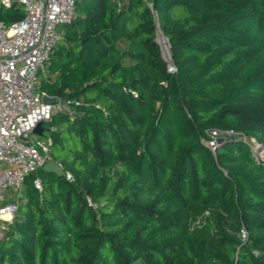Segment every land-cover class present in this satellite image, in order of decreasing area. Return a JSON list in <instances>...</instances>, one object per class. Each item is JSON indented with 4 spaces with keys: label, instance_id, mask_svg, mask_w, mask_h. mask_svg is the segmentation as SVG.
<instances>
[{
    "label": "trees",
    "instance_id": "trees-1",
    "mask_svg": "<svg viewBox=\"0 0 264 264\" xmlns=\"http://www.w3.org/2000/svg\"><path fill=\"white\" fill-rule=\"evenodd\" d=\"M63 29L41 89L71 102L48 136L73 180L26 178L0 264H264V163L205 144L264 148V0H79Z\"/></svg>",
    "mask_w": 264,
    "mask_h": 264
},
{
    "label": "built area",
    "instance_id": "built-area-1",
    "mask_svg": "<svg viewBox=\"0 0 264 264\" xmlns=\"http://www.w3.org/2000/svg\"><path fill=\"white\" fill-rule=\"evenodd\" d=\"M78 1L0 0V8L17 3L24 11L23 19L10 25L0 19V240L6 237L18 212L19 199L6 196V192L23 190L26 178L52 159V139L46 131L53 128L44 129V125H49L58 114L72 112L70 101L41 89V76L62 39L63 33L58 29L76 18ZM167 54L164 58L167 70L175 73L169 48ZM44 97L53 102H44ZM39 124L43 129L41 136L34 133ZM208 134L210 140L205 144L213 151L220 141L240 139L264 163L263 146L248 140L243 133L214 130ZM65 177L73 180L68 172ZM34 185L42 190L39 179L34 180ZM247 236L242 229L239 234L242 242H246Z\"/></svg>",
    "mask_w": 264,
    "mask_h": 264
},
{
    "label": "rangeland",
    "instance_id": "rangeland-1",
    "mask_svg": "<svg viewBox=\"0 0 264 264\" xmlns=\"http://www.w3.org/2000/svg\"><path fill=\"white\" fill-rule=\"evenodd\" d=\"M59 33H63L64 32V29L63 28H59L58 29ZM156 40L158 42V44L160 45L161 47V50H162V54H163V57H168V41L166 38H164L160 33L157 34V37H156ZM61 43H59L60 45ZM48 124H45L44 125V129H47L48 128ZM46 134H48V132L46 131ZM69 138V136H68ZM69 148L70 149H79L80 148V142L77 141L76 139H73L69 142ZM56 153L57 157H58V160H61L62 158H65L68 153H69V149H67L66 152H58L56 151L54 148L52 149L51 148V151H50V154L52 153ZM24 190H21V191H14L12 189L8 190L6 192V196H11L14 198V200L16 199H19V201L22 203L25 201V196H24V193H23ZM1 204V203H0ZM19 205V204H18ZM209 216L208 214L206 215V217ZM202 223H204V219H198L196 222H195V225H201Z\"/></svg>",
    "mask_w": 264,
    "mask_h": 264
},
{
    "label": "water",
    "instance_id": "water-1",
    "mask_svg": "<svg viewBox=\"0 0 264 264\" xmlns=\"http://www.w3.org/2000/svg\"><path fill=\"white\" fill-rule=\"evenodd\" d=\"M44 102L51 103V102H53V100L50 99L49 97H44ZM34 133L36 135H39V136H41L43 134V129H42L41 124H39L37 126ZM43 170L45 172L53 173V174L57 175L58 177L65 176V171L63 170V168L60 167V165L58 164V162L55 159H51L50 161H48L47 164L43 167ZM29 177L35 179L36 173L31 174Z\"/></svg>",
    "mask_w": 264,
    "mask_h": 264
},
{
    "label": "bare ground",
    "instance_id": "bare-ground-1",
    "mask_svg": "<svg viewBox=\"0 0 264 264\" xmlns=\"http://www.w3.org/2000/svg\"><path fill=\"white\" fill-rule=\"evenodd\" d=\"M161 34V33H160ZM162 35V34H161Z\"/></svg>",
    "mask_w": 264,
    "mask_h": 264
}]
</instances>
